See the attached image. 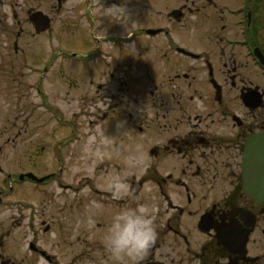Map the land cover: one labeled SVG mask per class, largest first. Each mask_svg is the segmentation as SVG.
<instances>
[{"label":"flooded vegetation","instance_id":"1","mask_svg":"<svg viewBox=\"0 0 264 264\" xmlns=\"http://www.w3.org/2000/svg\"><path fill=\"white\" fill-rule=\"evenodd\" d=\"M109 4L126 14L107 21ZM79 33L91 47L55 48ZM40 39L46 53H35ZM260 52L264 0H0V156L25 134L44 145L28 125L37 112L63 116L55 81L95 86L91 104L106 110L88 111L85 91L70 113L96 118V134L109 138L94 143L97 175L41 177L57 218L42 226L33 213L31 226H0V264H130L104 236L117 212L139 204L152 206L157 231L140 264H264V202L244 189L242 167L248 141L264 133ZM69 123L77 137L67 144L82 141ZM77 150L89 165L93 153Z\"/></svg>","mask_w":264,"mask_h":264},{"label":"rangeland","instance_id":"2","mask_svg":"<svg viewBox=\"0 0 264 264\" xmlns=\"http://www.w3.org/2000/svg\"><path fill=\"white\" fill-rule=\"evenodd\" d=\"M170 3H164L163 6L167 5L169 7ZM110 5V4H109ZM172 5H174L172 3ZM111 6V5H110ZM174 5L173 7H176ZM172 7V8H173ZM104 9V8H103ZM168 10H171L168 8ZM105 11V9H104ZM152 13V12H151ZM155 16V15H154ZM105 17V15H104ZM105 19L108 21L109 17ZM153 20H150V22ZM98 31V30H97ZM183 33V32H182ZM76 38L68 39H60L56 43L60 42L62 44L69 45L70 47H77L82 50L84 48L91 47L89 46V39L91 40V36L86 35L83 39L79 40V35ZM79 37V38H78ZM191 41V39H188ZM194 44V43H193ZM58 45H55V48ZM48 47V41L46 39H40L38 45L35 47V53L38 52L40 54L46 53ZM37 50V51H36ZM59 62H57L58 64ZM57 66V65H56ZM57 79V70L52 71ZM77 73H79L77 71ZM33 76L32 79H34ZM262 77L260 80L264 81ZM27 84L33 83L32 81H27ZM47 84V83H46ZM52 83L47 84L49 88H51ZM60 84V85H59ZM53 85V95L55 97V108H60L63 110V116L61 114L55 112V117L52 115H48L37 112L35 117L30 121V126L28 128L37 132L33 135L32 140L44 143L42 147L30 146L29 141H27L31 135H23L21 145L17 147V149L7 148L5 151V157L0 156V166L3 169V172L0 170V226H31L32 214L37 213V220L41 224L44 222L45 224L42 226H47L48 222L51 218H57L56 209L57 204L54 203V208L50 209L46 207V202L49 200L48 193H50L51 188L47 183L43 185H39L36 182L26 180L24 183L18 182V175L20 173L25 172H33L38 178H41L43 175L50 173V171L55 172L61 179L65 180L78 178L81 173L82 168L86 169V174H94L97 175L95 171L96 159L100 153L99 145H95L100 142L101 139L99 135L96 134L95 129L99 126L97 123V119L94 117L90 118H74L70 112L77 110V106L80 105V101L85 97V91L87 95H89L87 99L86 109L90 112L95 113V104L98 103L99 106H102V110H106L108 104L103 105L100 102L92 103L91 100L96 98L95 86H90L89 84L82 85L78 90H74L69 88L68 85L55 81ZM59 85V86H58ZM58 86V87H57ZM11 88L12 94L15 96L16 92H19V87L17 83H15ZM46 89V88H45ZM112 87L110 89L103 90L105 91V95H109ZM68 91H70L68 93ZM35 91L29 88L26 91V95L33 97ZM69 94V95H67ZM86 95V96H87ZM26 98V96H25ZM83 104V103H82ZM15 103L7 102V111L14 110ZM74 124L76 128L81 129V139L82 141L69 143L67 144V140L75 134H70V123ZM74 128V129H76ZM78 129V130H79ZM80 134V132H77ZM77 137V136H76ZM94 138V139H92ZM70 141V140H69ZM65 142V143H63ZM57 144V146H56ZM71 144V145H70ZM73 144H76L75 147ZM93 146V147H92ZM78 148H85L88 152L93 153V156L89 157V165L82 166V161H84L83 153ZM91 148H96L95 150H91ZM68 154L74 155V159L71 155V162L69 163V167L67 165L66 160L68 159ZM88 159V157H86ZM56 192H60L56 188ZM61 199L59 196L56 197V200ZM74 202V201H73ZM80 198L77 199L73 204L79 207ZM36 207V209H34ZM33 209L35 211H33ZM63 210L67 213L65 207ZM63 215V214H62ZM41 226V225H39Z\"/></svg>","mask_w":264,"mask_h":264},{"label":"clouds","instance_id":"3","mask_svg":"<svg viewBox=\"0 0 264 264\" xmlns=\"http://www.w3.org/2000/svg\"><path fill=\"white\" fill-rule=\"evenodd\" d=\"M105 16L126 14L121 4L105 7ZM134 48V47H130ZM94 139V138H92ZM102 144L109 143L106 135H101ZM157 238L152 206L139 204L117 212L104 236L105 246L111 255L130 264H140Z\"/></svg>","mask_w":264,"mask_h":264},{"label":"water","instance_id":"4","mask_svg":"<svg viewBox=\"0 0 264 264\" xmlns=\"http://www.w3.org/2000/svg\"><path fill=\"white\" fill-rule=\"evenodd\" d=\"M259 56L264 65V56L261 53ZM242 167L244 189L253 199L264 202V133L247 143Z\"/></svg>","mask_w":264,"mask_h":264}]
</instances>
